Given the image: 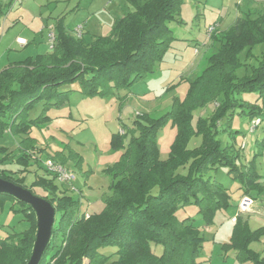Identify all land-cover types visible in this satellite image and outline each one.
I'll list each match as a JSON object with an SVG mask.
<instances>
[{
    "label": "trees",
    "instance_id": "16d2710c",
    "mask_svg": "<svg viewBox=\"0 0 264 264\" xmlns=\"http://www.w3.org/2000/svg\"><path fill=\"white\" fill-rule=\"evenodd\" d=\"M126 2L132 9L115 21L110 35L87 42L84 36L69 33L61 19L51 53L27 57L0 72V178L29 190L56 210L52 236L39 264H201L205 237L193 218L181 220L178 212L196 205L208 228L219 210L230 207L228 189L209 173L225 167L245 196L256 200L254 193H264L257 162L264 157V142L258 141L253 160L242 164L238 161L246 144L233 151L219 140L220 121L239 108H245L241 113L251 122L263 123L264 53L250 75L239 78L237 71L243 66L244 52L249 58L256 45H264V13H247L211 37L218 50L203 73L189 83L185 98L175 97L166 114L157 118L140 114L131 127H123V134L113 136L112 148L121 157L105 171L111 183L101 213H82L81 199L69 190L61 191L64 184L42 165L47 150L38 146L32 130L50 122L46 113L51 108L63 107L74 94L123 103L136 85L155 73L177 40L169 24L180 17L184 0ZM13 3L0 2V22ZM72 84L77 88L65 89ZM244 93H256L258 104L240 100ZM210 104L216 105L214 111L199 116L194 126V113ZM39 105L42 112L32 119L30 113ZM168 125L176 129V136L169 157L162 160L159 132ZM6 134L18 139L17 155L2 144ZM195 136L202 137V144L191 150L188 145ZM65 152L49 157L63 166L69 160L82 165L81 157ZM33 166L47 174L35 172L28 186ZM6 202L24 216L28 228L0 238V264H28L37 238V214L29 204L0 194V207ZM262 238L264 227L253 230L240 215L223 249L235 252L240 264H264L251 247ZM153 246H161L162 252L158 254ZM109 248L116 251H103Z\"/></svg>",
    "mask_w": 264,
    "mask_h": 264
},
{
    "label": "rangeland",
    "instance_id": "374dc122",
    "mask_svg": "<svg viewBox=\"0 0 264 264\" xmlns=\"http://www.w3.org/2000/svg\"><path fill=\"white\" fill-rule=\"evenodd\" d=\"M107 1L21 0L0 22V58L4 55V61L8 62V58L12 61L19 55L31 53L32 50L36 52L32 46L27 50L22 49L16 44V38L36 34L37 37L47 40L50 27L59 19L64 20L66 29L71 34L79 26H83L84 39L87 42L93 35H110L114 20L122 17L132 8L126 0H114L112 7L117 10V13H114L113 18L108 17L104 23L106 18L102 16V13L109 6ZM253 3L254 0H184L180 17L169 24L177 40L174 41L171 50L155 73L136 85L123 103L115 98H87L81 94H74L63 107L51 108L46 113L51 119L50 122L33 128L32 137L41 148L47 150L41 159L43 166L50 157H54L62 150H66L65 154L72 151L83 159L80 167H77L72 160L64 165L76 176L73 182L75 190L65 185L61 186V191L69 190L72 197L81 199L82 213L99 214L104 209L111 183L105 171L117 163L121 157V152L114 151L112 148L113 136L122 134L123 127H131L138 115L149 114L157 118L171 109L175 96L183 100L189 83L203 73L208 66L209 57L219 48L211 37L219 31L228 29L238 18L244 17L247 13L251 12L254 15L264 13V6H251L250 4ZM112 7L107 9L110 11ZM18 17L21 19L15 24ZM86 26L88 31L85 30ZM40 29L44 30L43 37ZM196 49H198L197 54ZM46 51L47 46L44 42L38 44L37 52L43 54ZM263 53V44L256 45L249 58L244 52L240 56L243 66L237 71L238 77L250 75L252 68L262 59ZM77 86L72 84L65 89H76ZM258 97L256 93H244L238 96L240 100L252 104H258ZM215 106L210 104L205 109L196 111L193 125H196L199 116H209ZM42 109L43 106L39 105L30 113V117L32 119L38 117ZM244 109L239 108L235 114L231 113L220 121L219 140L224 148L232 147L233 151H239L242 145L246 144L238 163L247 164L254 158L257 142H264V120L252 132V122L257 119L251 122L249 115L241 113ZM175 136L176 129L170 125L159 132L158 145L162 160L169 157ZM2 144L14 155L18 154V139L6 134ZM201 144L202 137L195 136L188 146L189 149L194 150ZM257 162L259 173L264 175V158L260 157ZM31 171L28 186L34 181L35 172L40 175L47 174L39 166H33ZM209 175L228 189L231 196L230 207L219 210L213 224L208 228L205 227L202 217L198 215L196 205L181 209L178 212V218L181 220L193 218L195 226L204 235L205 243L199 257L201 264H240L235 252L225 253L223 246L231 240L236 223L232 222V219L240 216L239 203L243 196V189L241 184L228 174V169L225 167L218 171H211ZM262 183L264 184V178ZM252 196L257 197L254 204L255 212L249 211L242 216L247 218L250 227L254 230L264 227V215L259 212L264 204V193L260 196L254 193ZM10 207L9 202L0 207V238H5L13 232H23L28 228V222L24 216L12 211ZM153 248L158 254L162 252L161 246H153ZM252 249L264 254V240L253 243ZM103 251L109 254L116 249L109 248Z\"/></svg>",
    "mask_w": 264,
    "mask_h": 264
},
{
    "label": "water",
    "instance_id": "95a60500",
    "mask_svg": "<svg viewBox=\"0 0 264 264\" xmlns=\"http://www.w3.org/2000/svg\"><path fill=\"white\" fill-rule=\"evenodd\" d=\"M0 194H9L29 204L37 214L38 231L33 254L28 264H39L52 236L56 210L48 201L35 196L29 190L0 178Z\"/></svg>",
    "mask_w": 264,
    "mask_h": 264
},
{
    "label": "built area",
    "instance_id": "2783aa9c",
    "mask_svg": "<svg viewBox=\"0 0 264 264\" xmlns=\"http://www.w3.org/2000/svg\"><path fill=\"white\" fill-rule=\"evenodd\" d=\"M12 1L15 3L20 0H12ZM83 31H84V27L79 26L74 31L75 37L77 38L83 37ZM16 42L21 46L27 45V41L23 38H17ZM48 43L50 45L51 50L53 51L55 44H56V34L52 30L50 31L48 35ZM259 125H260L259 119L253 121L252 126H251V131H254ZM121 133L123 134L124 131L122 130ZM44 167L46 168V170L48 171L50 175L56 177L57 181L60 184H64L70 187L71 190H75L73 186V182L76 180V176L73 172L69 171L65 166L49 158L44 163ZM254 204H255V201L251 197L244 196L239 203V214L243 215L244 213H248L250 209L254 206ZM232 221L236 222L237 217L233 218Z\"/></svg>",
    "mask_w": 264,
    "mask_h": 264
},
{
    "label": "crops",
    "instance_id": "0c3cea01",
    "mask_svg": "<svg viewBox=\"0 0 264 264\" xmlns=\"http://www.w3.org/2000/svg\"><path fill=\"white\" fill-rule=\"evenodd\" d=\"M21 1V0H20ZM20 1H18V2H15V3H13V6H12V8L17 4V3H19ZM113 1L114 0H108L107 2H108V4H109V6L110 7H112L113 6ZM0 2L2 3V4H4V5H6L7 3H9L10 1H8V0H0ZM251 6H256V7H262V6H264V0H254V3L253 4H250ZM107 7L108 9L110 8V7ZM106 8V12L104 11V13H102V16H104L105 18H106V20H104L105 22L104 23H106V21H107V18L108 17H112L113 18V16H114V13L117 11V10H115L114 9V7H112L111 8V10L109 11L108 9ZM12 10V9H11ZM11 10H10V12H11ZM117 13V12H116ZM9 14V13H8ZM115 17V16H114ZM118 18H120V17H118ZM118 18H114L115 20H114V23H115V21L118 19ZM20 19L21 18H17L16 19V22H15V24L16 23H18L19 21H20ZM59 20H61V19H59ZM59 20H57V22L53 25V26H51L50 27V29H49V31H48V33H50V31L52 30L54 33H55V27H56V25H57V23H58V21ZM103 23V24H104ZM114 23H113V25H114ZM64 24H65V22H64ZM86 25H87V23H86ZM66 27V26H65ZM113 27V26H112ZM85 30L86 31H88L87 30V26L85 27ZM2 31H3V27H2ZM69 32V31H68ZM40 33H41V36L43 37V35H44V30H42V29H40ZM49 35V34H48ZM72 35L73 36H75L74 35V33H72ZM38 36V35H37ZM36 36V34H34V35H32V36H28V37H24V36H18L17 38H23V39H25L26 41H27V45H25V46H21V45H19L16 41V44L17 45H19L22 49H24V50H27V48H30L31 46L34 48V51H36V52H33V50L31 51V53H28V54H22V55H19L18 57H16L14 60H12L11 61V59L10 58H8V62H5L4 61V55H3V57L2 58H0V72L1 71H3L5 68H7L10 64H12V63H16V62H20V61H23L24 59H26L27 57H31V56H35V55H37V54H40L39 52H37L38 51V44H40V43H45L46 44V46H47V51L46 52H44L43 54H47V53H51L52 52V50H51V48H50V45H49V43H48V36H47V40L46 39H41V38H39V37H37ZM83 36H84V31H83ZM97 36H99V35H93V37H92V39L93 38H95V37H97ZM17 38H16V40H17ZM197 50L198 49H196L195 50V53L197 54L198 52H197ZM8 56V55H7ZM9 57H10V54H9ZM23 57H25V58H23ZM23 58V59H22ZM175 97H177V96H175ZM174 97V98H175ZM173 98V99H174ZM39 147H41L40 145H38ZM264 158V157H263ZM263 178H264V175H263ZM262 181V180H261ZM263 184V183H262ZM264 185V184H263ZM245 195H244V192H243V196H242V198L244 197ZM241 198V199H242ZM255 201V204H256V200H254ZM255 208H254V206L250 209V212H255V210H254ZM259 212H261V214H263L264 215V204L262 205V208L260 209V211ZM249 213V212H248ZM244 215H246L245 213L243 214V216ZM247 219V218H246ZM233 222V221H232ZM249 222V221H248ZM207 228V227H206ZM260 228H262V227H260ZM253 229V228H252ZM257 229H259V228H257ZM254 230H256V229H254ZM264 240V238H262V240L261 241H263ZM260 241V242H261ZM251 247H252V245H251ZM258 252V251H257ZM260 254H261V256L264 258V254H262L261 252H259ZM236 256V255H235Z\"/></svg>",
    "mask_w": 264,
    "mask_h": 264
}]
</instances>
